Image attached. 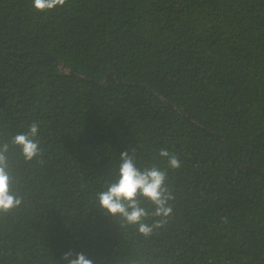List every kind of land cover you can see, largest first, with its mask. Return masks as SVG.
Instances as JSON below:
<instances>
[{
  "label": "trees",
  "instance_id": "obj_1",
  "mask_svg": "<svg viewBox=\"0 0 264 264\" xmlns=\"http://www.w3.org/2000/svg\"><path fill=\"white\" fill-rule=\"evenodd\" d=\"M0 53L22 201L0 212V264H264V182L245 169L264 174V0H0ZM32 122L43 154L26 161L11 138ZM133 148L141 168H167L161 149L181 161L170 222L147 237L97 199Z\"/></svg>",
  "mask_w": 264,
  "mask_h": 264
},
{
  "label": "clouds",
  "instance_id": "obj_2",
  "mask_svg": "<svg viewBox=\"0 0 264 264\" xmlns=\"http://www.w3.org/2000/svg\"><path fill=\"white\" fill-rule=\"evenodd\" d=\"M34 10L38 13L54 11L66 5L67 0H32ZM11 143L21 149L26 161H32L43 154L40 141V124L32 122L26 131L12 136ZM9 144H0V212H8L21 204V199L12 192L13 177L9 172L7 153ZM159 157L167 163V168L152 164L143 168L136 163V149L120 153L117 178L106 184V190L97 194L100 208L112 217H120L128 225L138 226L144 236H151L154 229L164 228L173 215L175 200L172 189L168 186V169L178 170L181 161L175 153L167 149L159 151ZM146 201L153 206L151 213L142 206ZM156 218L151 225L145 223L149 217ZM65 253L62 259L68 264H93L83 253Z\"/></svg>",
  "mask_w": 264,
  "mask_h": 264
},
{
  "label": "water",
  "instance_id": "obj_3",
  "mask_svg": "<svg viewBox=\"0 0 264 264\" xmlns=\"http://www.w3.org/2000/svg\"><path fill=\"white\" fill-rule=\"evenodd\" d=\"M2 56H3V55L0 53V57H2ZM40 56H41L43 59H45V60H49V61L55 63V64L60 68V70L63 72L64 75L77 76L78 78H80V79H82V80H88L87 78H85V77H83V76H78V75H76V74L73 72L72 69L67 68L65 64L59 62L57 59H55V57H53V56H51V55H49V54H47V53H44V52L40 53ZM111 79H116L115 77H113V74H110V75L105 79V81H106V82H109V80H111ZM168 106H171V105L168 104ZM227 151H228V149H227ZM228 156H230L229 151H228ZM245 169H246V170H252V171H254L255 173H258V174L260 175L261 179H262L263 182H264V174H263V173H261L260 171H258L257 169H255V168H253V167H251V166H246Z\"/></svg>",
  "mask_w": 264,
  "mask_h": 264
}]
</instances>
